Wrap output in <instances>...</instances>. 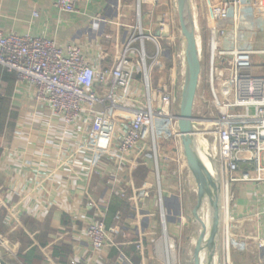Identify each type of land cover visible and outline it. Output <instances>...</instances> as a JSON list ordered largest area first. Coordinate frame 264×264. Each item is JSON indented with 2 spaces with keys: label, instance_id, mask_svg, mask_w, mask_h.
<instances>
[{
  "label": "crops",
  "instance_id": "crops-1",
  "mask_svg": "<svg viewBox=\"0 0 264 264\" xmlns=\"http://www.w3.org/2000/svg\"><path fill=\"white\" fill-rule=\"evenodd\" d=\"M222 1L192 0L200 34L205 30L209 35V8ZM229 23L230 46L237 36L239 47L264 51V0H241L236 34L233 11ZM164 25L171 27L170 37H155V29L163 30ZM137 26L141 29L135 30ZM0 30L49 38L61 46L78 43L98 69L114 68L131 36L140 37L143 32L156 39L146 37L144 41L150 86H169L175 92V109L180 110L185 57L182 63L177 0H82L77 13L61 12L56 0H0ZM208 41L209 36L207 45ZM133 45V81L119 101L141 106L146 100L142 42L139 39ZM253 64L255 73L264 74V53H255ZM98 92L103 90L98 88ZM139 155V159L127 158L121 164L119 157L95 149L84 122L66 124L35 100L32 85L19 82L15 72L0 65V234L6 237L0 241V257L7 264H25L19 253L34 248L39 259H33L32 264H168L156 251L157 245L162 249L169 238H178L184 228V212L190 209L192 200L182 181L187 171L186 155L174 140L162 142L158 158L162 196L159 188L154 189L158 179L152 150L145 149ZM244 172L256 177L251 164H242L237 175ZM221 186L224 222L228 226L230 220L231 236H263L264 181L233 182L232 195L227 181ZM195 192L194 209L199 200L197 187ZM114 197L123 200L124 206L107 228L113 241L95 252L85 228L105 208L107 224ZM28 217L38 227L31 233L26 228V232L33 240L37 234H44L46 246H23L17 232L25 228L23 220ZM226 245L215 246L214 260L218 264H264V247L259 249L253 242L247 251L232 250L227 258ZM185 252L183 264H192V250ZM176 262L177 256L173 264Z\"/></svg>",
  "mask_w": 264,
  "mask_h": 264
},
{
  "label": "built area",
  "instance_id": "built-area-1",
  "mask_svg": "<svg viewBox=\"0 0 264 264\" xmlns=\"http://www.w3.org/2000/svg\"><path fill=\"white\" fill-rule=\"evenodd\" d=\"M81 1L56 0V6L61 12L77 13ZM240 3L241 0H223L209 8L208 89L213 109L208 118L195 117L193 120L196 130L206 126L215 133L219 151L214 156V170L222 174L229 188L236 181H264V74L253 70V55L264 51L239 47L237 36L233 45L229 44L231 11L234 12L236 34ZM166 15L172 19L169 12ZM146 37L156 41L143 32L140 37L133 34L116 66L98 69L78 43L61 46L49 38L6 34L0 30V65L15 72L19 82L32 85L35 100L66 124L84 122L92 135L93 147L119 157L121 164L127 158L139 159V153L145 149L152 150L162 196L164 190L158 159L162 142L174 140L178 150L184 154L179 127L180 110L175 109V92L169 86L163 84L154 89L150 86L144 47ZM139 39L142 42L141 70L146 89V100L141 106L119 101V96L126 95L133 81L130 56L135 53L133 43ZM159 54L160 46L157 44V56ZM226 62L228 67H221ZM98 88L103 93L98 92ZM202 98L206 103L204 96ZM119 112L121 115L118 116ZM165 160L170 161L168 157ZM179 161L183 158L180 157ZM242 164L253 165L256 177H250L247 172L237 175ZM178 189L181 190L180 180ZM106 216L107 208L85 228L95 252H100L113 241L107 230ZM229 233L227 258H230L232 250L247 251L253 242L259 249L264 247V235L238 239ZM5 240L6 237L0 234V241ZM168 240L162 249L157 245L156 253L168 264H173L176 246L174 240ZM138 248L141 249V245ZM47 260L52 261L51 258Z\"/></svg>",
  "mask_w": 264,
  "mask_h": 264
},
{
  "label": "water",
  "instance_id": "water-1",
  "mask_svg": "<svg viewBox=\"0 0 264 264\" xmlns=\"http://www.w3.org/2000/svg\"><path fill=\"white\" fill-rule=\"evenodd\" d=\"M179 19L181 22L182 35L184 40V57H185V80L181 92L180 102V119L179 127L181 132L182 144L184 153L186 155L188 166L191 170L195 184L198 190V204L194 210L196 222L201 223V230L198 235L197 243L194 249V257L192 264H203L206 256L211 258L212 264L218 263L214 260L215 253V239L218 237L216 234L219 221L220 209L215 205L212 215V224L209 227L206 216L211 211L212 198H207V194H211V189L214 177L210 176L209 172L204 168L200 154L197 149V142L194 133L196 128L193 120V105L194 99L199 84V76L202 70L201 60L203 56L202 49L198 46L197 40V25L193 14L192 0H177ZM159 21L162 22L163 18L160 17ZM155 37H170L171 27L164 25L163 30L157 27L154 32ZM207 201V213L204 219L200 218V211L204 208L203 202ZM0 264H7V262L0 257Z\"/></svg>",
  "mask_w": 264,
  "mask_h": 264
},
{
  "label": "rangeland",
  "instance_id": "rangeland-1",
  "mask_svg": "<svg viewBox=\"0 0 264 264\" xmlns=\"http://www.w3.org/2000/svg\"><path fill=\"white\" fill-rule=\"evenodd\" d=\"M208 34L207 31H202L201 34L199 32V30L197 31V40H198V46L200 49H202L203 51V56H202V60H201V65H202V70L199 76V87L197 88V92L195 95V99H194V105H193V116L195 117H205L208 118L210 116L211 113V109H213L212 107V103H210V93H209V89L207 87L208 84V77H209V49H208V45H207V40H208ZM181 38L182 41H180V46L182 47L181 50L183 51L184 49V40H183V35L181 33ZM182 55V53H181ZM184 62V55H182V63ZM221 67H228V62H226L225 64H223ZM202 96H204L205 100L207 101L206 103L204 102V99L202 98ZM209 122V121H207ZM200 129L202 130V134H200ZM208 130V131H207ZM208 134H205V133ZM195 137H196V142H197V148L198 150L207 156V154H209V157L212 159L213 166L215 167V159L214 156L218 155V143L216 140V135L213 131H210V129H207L206 126H201L199 128H197L196 132L194 133ZM198 135V136H197ZM201 135V137H200ZM205 139V140H204ZM198 142L200 143L198 146ZM187 167V171L185 172L184 178L182 179L183 181V185H184V189L186 190V194H189L190 198H191V204L190 209L188 212H184V220H183V225L184 228L182 230V233L178 236V238L176 240H174L175 246H176V256H177V262L178 264H183L185 259H186V255L187 253L185 252V249H190V251L192 250V252H189V255H193L194 256V252L193 249L196 246L197 243V239H198V235L199 232L201 230V223L196 221V217L194 214V206L196 205L197 201H196V192H195V187L196 184L195 180L193 178V175L191 173V170L188 166V163L186 165ZM215 171V170H214ZM217 174V172H216ZM226 181V179L222 176V174H220V177L217 175V185H222L224 182ZM158 186L154 187V189H157ZM230 195H232L231 193V187H230ZM232 198V196H231ZM231 198H230V202H231ZM203 209L200 211V218L204 219V215L205 213H207V208H208V203L205 200L203 202ZM189 217H191L192 221L195 223H192V225H189ZM230 220H229V224L228 226L225 225L224 222V213L223 210H220V221H219V225L216 231V234L218 235V237H213V240L215 239L216 243L215 246H218L219 243L220 244H227V240L230 236ZM187 236H192V238H187ZM192 241V242H191ZM174 245V244H173ZM188 246H191L190 248ZM189 258V257H188ZM193 261V260H192ZM218 264V263H216Z\"/></svg>",
  "mask_w": 264,
  "mask_h": 264
},
{
  "label": "trees",
  "instance_id": "trees-1",
  "mask_svg": "<svg viewBox=\"0 0 264 264\" xmlns=\"http://www.w3.org/2000/svg\"><path fill=\"white\" fill-rule=\"evenodd\" d=\"M124 206L123 200L119 199L118 197H114L113 202L110 206L109 210V218L107 219V228L110 227L112 223V217L117 212L118 209ZM23 224L25 228L17 232V234L21 237L23 241V246H46V240L44 239V234L34 236V240L30 237V234L26 232V228L31 233L34 231L38 226L35 220L31 219L30 217L25 218L23 220ZM35 240H37L38 244H34ZM36 250L34 248H29L27 251L21 250L19 253V258L23 260L25 264H32L33 259H39V256L35 254Z\"/></svg>",
  "mask_w": 264,
  "mask_h": 264
},
{
  "label": "bare ground",
  "instance_id": "bare-ground-1",
  "mask_svg": "<svg viewBox=\"0 0 264 264\" xmlns=\"http://www.w3.org/2000/svg\"><path fill=\"white\" fill-rule=\"evenodd\" d=\"M200 143L198 142V146ZM198 149V148H197ZM199 151V150H198ZM200 154V159L201 162L204 166V168H206V170L209 172L210 176L214 177V181H213V185H212V189H211V194H207L206 197L208 198H212L213 202L211 203V211H209V213L206 216V221L208 223V225L210 226V218L212 217L211 215H213V211L215 209V205L217 206L218 209H222L223 210V193H222V186L219 184L217 185V174L214 171V166H213V161L212 159L209 157V154L204 155L199 151ZM225 215V214H224ZM226 216V215H225ZM227 223H228V216L226 217ZM161 247V246H160ZM203 264H212L211 258L208 256L205 257L204 259V263Z\"/></svg>",
  "mask_w": 264,
  "mask_h": 264
}]
</instances>
